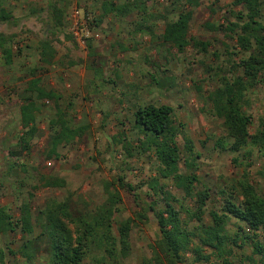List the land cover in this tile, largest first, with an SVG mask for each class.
Wrapping results in <instances>:
<instances>
[{"label":"rangeland","instance_id":"374dc122","mask_svg":"<svg viewBox=\"0 0 264 264\" xmlns=\"http://www.w3.org/2000/svg\"><path fill=\"white\" fill-rule=\"evenodd\" d=\"M142 1L159 17L150 21L155 35L149 40L144 39L148 35L134 30L137 13L121 19L109 15L103 18L98 0H4L13 19L0 23V33L11 36L14 57L10 65L0 58V209L14 222L20 207L27 204L34 228L28 236H22L19 229L0 233L3 264H46L47 243L40 236L43 220L38 212L51 202L69 200L74 212L89 213L105 200L108 186L121 196L115 220L134 219L139 208L135 197L118 187L119 177L136 187L141 202L152 200L148 183L156 178L177 199L176 208L182 204L193 209L192 200L173 180L160 177L161 167L153 153L143 152L139 145L138 139L143 137L133 126L138 107L170 106L175 120L184 126L199 158L190 170L184 167L183 141L178 136L179 172L196 176L194 192L208 189L204 223H209L210 211L221 207L220 189L235 183L243 172L248 173L257 193H264L263 161L256 148H248L250 154L246 156L247 151L231 153L216 145L220 141L228 147L231 140L208 97L218 86L215 75L217 67L225 66L226 51L238 52L235 37L227 27L236 21L240 9L232 5V0H199L188 38L206 42L208 47L200 52L189 46L178 53L163 44L155 32L163 28L165 18H176L179 7L171 0ZM49 2L64 12L61 28L50 26L46 10ZM174 6L177 9H172ZM260 20L264 23V1ZM80 24L90 32L85 47L71 32L74 26L80 29ZM45 39L56 52L49 65L39 61V42ZM93 41H99V49L107 46L108 52H96L91 47ZM149 45L150 51L144 48ZM137 49L141 51L135 52ZM33 79H39L37 89L55 92L56 97L39 99L36 92L28 91ZM246 97L248 106L244 110L252 118L249 132L253 134L264 120V74ZM29 100L37 107L31 137L20 121L21 102ZM59 117L67 120L70 142L61 143L51 154L50 136L60 131L54 123ZM72 136L76 138L71 140ZM21 139L28 143L26 150L19 146ZM55 178L64 182L62 187H45V181H40ZM181 218L190 230L196 227V221H189L183 212ZM116 228L114 225V236ZM235 230L231 228V232ZM158 236V226L149 212L146 219L131 226L128 257L105 264H156L152 250ZM239 263L236 257L235 264ZM82 264L97 262L88 257Z\"/></svg>","mask_w":264,"mask_h":264},{"label":"trees","instance_id":"16d2710c","mask_svg":"<svg viewBox=\"0 0 264 264\" xmlns=\"http://www.w3.org/2000/svg\"><path fill=\"white\" fill-rule=\"evenodd\" d=\"M98 1H101L103 16L112 15L121 19L137 13L139 19L135 20L134 30L155 35L150 21L159 17L147 10L144 1L126 0L123 4ZM263 1L232 0V5L240 11L227 31L234 35L238 52L226 51L225 66L217 67L218 73L215 75L218 86L208 97L217 116L223 119V126L231 140L228 147L220 141L216 145L231 153L247 151L246 156L250 154L248 148H256L264 170V120H260L251 134L249 127L252 118L244 110L248 106L247 92L254 87L259 76L264 74V23L260 20ZM171 3L179 7L178 14L174 20L164 21L163 33L157 38L178 53L189 46L205 52L208 47L206 42L188 38L193 9L198 6L199 0H171ZM176 6L172 9H177ZM46 10L50 26L61 28L64 12L53 2L47 4ZM12 19L11 12L4 6V0H0V23L10 22ZM11 44V36L0 33V58L5 65L12 63ZM55 55L49 40L39 42V61L42 64L49 65ZM38 83L39 79H33L28 84V91L36 92L39 99L53 98L52 93L37 89ZM36 108L33 102L20 108L22 128L26 129L25 134L30 137L35 133ZM133 117V126L143 137L138 139L143 152L153 153L161 167L160 177L173 180L182 193L192 200L193 209L182 204L176 208L177 199L156 178L148 183L153 196L149 202H141L135 193L136 187L123 182L121 177L118 178V187L135 197L139 212L134 219L115 220L121 196L115 189L110 191L108 186L105 187V200L89 213L74 212L69 200L51 202L44 211L38 212L43 220L39 224L40 236L47 243L46 264H82L88 257L97 264H105L106 261H116L119 257L127 258L131 226L137 220L146 219L149 212L159 231L152 250V260L156 264H235L236 257L239 264H264V193H257L249 182L248 173L243 172L235 183L220 189L223 198L221 207L209 212V223L206 224L202 216L209 197L208 189L194 192L196 176L180 174L178 164L181 157L177 137L183 141L185 168L190 170L199 154L193 152V143L189 135H185L184 126L175 120L173 108L167 105H146L138 107ZM66 122V119L60 117L54 122L59 125L60 131L50 136L51 154L55 153L61 143L70 142ZM75 138L72 136L71 140ZM27 145L24 139L19 141L22 149L26 150ZM40 181H45V187H62L64 183L56 178ZM181 212L189 221H196L195 228L189 229L188 222L181 218ZM114 225L117 227L116 236L113 234ZM232 227L236 228L234 232H231ZM33 228L27 204L20 207L19 218L14 222L6 211L0 209V233L19 229L22 236H28L33 233ZM26 247L27 243L22 246L23 249ZM22 253L26 255L24 250ZM3 258L4 253L0 250V264H3Z\"/></svg>","mask_w":264,"mask_h":264},{"label":"crops","instance_id":"0c3cea01","mask_svg":"<svg viewBox=\"0 0 264 264\" xmlns=\"http://www.w3.org/2000/svg\"><path fill=\"white\" fill-rule=\"evenodd\" d=\"M125 1H126V0H124V1H122V2H119V1L117 2V1L108 0V2H112V3H115V4H123ZM5 8H6V7H5ZM6 9H7V8H6ZM7 10H8V9H7ZM101 10H102V7H101ZM8 11H9V10H8ZM133 14H134V13H133ZM102 15H103V14H102ZM131 15H132V14H130L129 16H131ZM106 16H107V15H106ZM109 16L111 17L112 15H109ZM129 16H128V17H129ZM137 16H138V18H136V20L139 19V14H138ZM104 17H105V16H103V18H104ZM103 18H102V19H103ZM118 19H119V18H118ZM163 19H164V18H163ZM166 19H167V18H165L164 21H165ZM168 20L172 21V20H174V19H169V18H168ZM103 21H104V19H103ZM103 25H104V24H103ZM101 26H102V25H101ZM163 28H164V26H163ZM163 28H162L161 30L155 32V33H157V34H156L157 36H161V35H162V33H163ZM144 35H148V34H144ZM157 36H156V37H157ZM150 37H153V36H150V35H148V37L144 36V39L147 38V39L149 40ZM145 41H147V40H145ZM98 42H99V41H93L91 47H92L93 49H95L96 52H99V51H101V50H104V52L107 53V52H108V51H107V46H106V47L103 46L104 48L101 47V48L99 49V46H98V44H97ZM136 48H138V47H135V49H136ZM144 48H145V49H146V48L149 49V48H150V45L147 46V47L144 46ZM139 51H141V50L137 49V51H135V52L138 53ZM149 51H150V49H149ZM149 53H150V52H149ZM146 55H148V53H147ZM13 57H14V56H13ZM139 58H140V57H137V60H138ZM12 61H13V58H12ZM48 92H49V93H52L53 96L56 97V96L54 95L55 92H54V93H53L52 91H48ZM57 97H59L58 94H57ZM28 102H33V101L29 100V101H26V102H21L20 108H21L22 106L26 105ZM20 121H21V118H20ZM55 121H56V120H55ZM52 122H54V121H52ZM34 125H35V123H34Z\"/></svg>","mask_w":264,"mask_h":264},{"label":"built area","instance_id":"2783aa9c","mask_svg":"<svg viewBox=\"0 0 264 264\" xmlns=\"http://www.w3.org/2000/svg\"><path fill=\"white\" fill-rule=\"evenodd\" d=\"M80 27L81 28L79 29L74 26L71 32L74 35L76 42H78L80 46L85 47L86 40L90 37V32L86 25L80 24Z\"/></svg>","mask_w":264,"mask_h":264}]
</instances>
